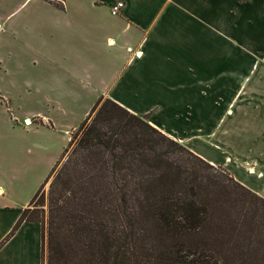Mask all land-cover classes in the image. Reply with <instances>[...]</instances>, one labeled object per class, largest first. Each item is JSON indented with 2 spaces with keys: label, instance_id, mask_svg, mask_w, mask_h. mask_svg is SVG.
I'll return each instance as SVG.
<instances>
[{
  "label": "crops",
  "instance_id": "1",
  "mask_svg": "<svg viewBox=\"0 0 264 264\" xmlns=\"http://www.w3.org/2000/svg\"><path fill=\"white\" fill-rule=\"evenodd\" d=\"M63 2L0 0V113L16 91L80 109L66 124L46 120L59 140L45 146L37 182L29 162L4 156L12 145L0 137V243L100 97L264 199V0ZM12 67H42V78L17 84L6 79ZM0 264H43L42 225L22 223Z\"/></svg>",
  "mask_w": 264,
  "mask_h": 264
},
{
  "label": "trees",
  "instance_id": "2",
  "mask_svg": "<svg viewBox=\"0 0 264 264\" xmlns=\"http://www.w3.org/2000/svg\"><path fill=\"white\" fill-rule=\"evenodd\" d=\"M78 135L40 187L52 178L46 220L25 209L0 247L22 223L37 222L43 264H221L188 239L232 215L247 231L249 216L262 226L254 202L264 206L262 197L110 99L97 100L62 158Z\"/></svg>",
  "mask_w": 264,
  "mask_h": 264
},
{
  "label": "rangeland",
  "instance_id": "3",
  "mask_svg": "<svg viewBox=\"0 0 264 264\" xmlns=\"http://www.w3.org/2000/svg\"><path fill=\"white\" fill-rule=\"evenodd\" d=\"M47 1L55 4L50 0ZM40 68V73L34 74L28 67H12L13 74L6 79H11L15 83L21 84L27 79L42 78L43 68ZM61 100L62 98L58 94L51 92H44L36 96L19 91L5 94L6 113H0V137L5 139L12 147L9 149L11 155L5 154L4 156H15L18 167L29 162L31 168H33L36 182L43 174L41 171L42 156L49 154V150L45 146L52 140H59L56 134L51 131V123L46 120L50 119L56 123L62 122L66 124L65 118L78 113L80 110L71 106L61 105L63 104ZM27 117L29 118L28 123L26 120L24 121ZM76 133L77 130L73 132L72 136H75ZM79 136H77L72 146L68 148V152L56 166L55 172L60 169L66 156L71 155ZM181 156H185L192 161L195 167L205 169L203 164L189 157L190 155L185 152H182ZM47 175L48 173L45 178ZM51 179L30 202L26 209L28 210L27 217H38L39 220L45 218L46 220L47 195ZM254 202L260 209H264L261 202ZM261 217L262 226L259 227L255 226L250 216L247 218L248 223L249 220L251 222L249 231L243 228V220H239L235 215H232L227 223L221 220H214L213 224L207 228L208 230L201 233L200 236L189 238L188 242L190 244H197V242L204 244L205 247L207 246L210 250H213L221 258V264H264V215H261ZM240 230L243 231L242 234H240Z\"/></svg>",
  "mask_w": 264,
  "mask_h": 264
},
{
  "label": "built area",
  "instance_id": "4",
  "mask_svg": "<svg viewBox=\"0 0 264 264\" xmlns=\"http://www.w3.org/2000/svg\"><path fill=\"white\" fill-rule=\"evenodd\" d=\"M51 2H53V3H58L59 5H63V0H50ZM123 3L122 2H116V3H114V4H112L111 6H110V13H111V15H113V16H118L119 15V13H120V10L123 8ZM251 173V172H250Z\"/></svg>",
  "mask_w": 264,
  "mask_h": 264
}]
</instances>
